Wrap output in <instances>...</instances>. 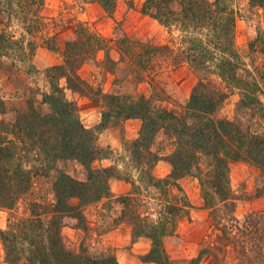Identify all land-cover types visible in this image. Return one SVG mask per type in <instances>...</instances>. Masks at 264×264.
Wrapping results in <instances>:
<instances>
[{
    "label": "trees",
    "instance_id": "1",
    "mask_svg": "<svg viewBox=\"0 0 264 264\" xmlns=\"http://www.w3.org/2000/svg\"><path fill=\"white\" fill-rule=\"evenodd\" d=\"M109 14L117 0H96ZM232 0H145L141 13L156 20L164 28L178 30L180 46L155 45L124 36L117 40L120 58L114 61L109 41L79 23L75 38L64 43L63 63L46 69L50 91L42 94L41 105L47 111L27 101L24 110H17L11 121L0 120V209L13 211L24 202V213L12 214L6 229H0V241L8 264H120L115 256L93 258L86 247L76 254L63 242L61 229L65 218L84 222L83 208L113 196L110 180L122 178L115 167L95 169L96 160L106 158L104 149L97 145V134L87 128L78 116L76 105L65 97L60 80L66 88L86 94L92 87L82 80L77 71L82 64L104 51L107 65L119 62L129 66L137 82L149 80L155 88L156 70L164 64H188L198 74L190 97L180 112L156 105L151 98L131 99L114 94H101L105 102L100 128L111 119L141 121L138 137L128 144V150L138 168H144L148 187L168 197L159 212V220L133 211L135 193L119 197L123 216L132 225V237L150 241L149 251L142 256L143 263L170 264L164 239L174 235L177 222L189 215L191 205L179 181L191 176L198 179L204 208L232 215L235 202L230 187L231 162H245L258 168L264 178V130H254L250 124L231 121L218 115L229 94H238L237 111H252L264 121V93L260 72L256 76L245 68L235 46L236 14ZM44 0H0V60L9 58L13 49L22 50L19 40L7 34L11 14L24 13L25 19L33 6L42 7ZM253 8L264 14V0H249ZM36 12V10H35ZM6 21V22H3ZM258 49L264 57V31L258 32L249 43V50ZM15 55V54H14ZM19 55V54H18ZM20 56V55H19ZM261 69V68H260ZM216 76L224 87H218L208 78ZM100 92H98L99 94ZM0 99V108L3 110ZM264 129V127H263ZM172 140L173 149L165 156L152 149L160 133ZM76 161L86 171L80 181L56 168L59 161ZM171 166L164 178H156L152 170L161 161ZM51 177L53 198L45 202L33 197L39 178ZM128 182V180H126ZM135 187V186H134ZM176 189L178 194L172 191ZM76 200V202H73ZM222 207V210H221ZM233 220V218H232ZM212 255L202 249L187 264H200L203 255ZM212 264H216L214 261Z\"/></svg>",
    "mask_w": 264,
    "mask_h": 264
},
{
    "label": "rangeland",
    "instance_id": "2",
    "mask_svg": "<svg viewBox=\"0 0 264 264\" xmlns=\"http://www.w3.org/2000/svg\"><path fill=\"white\" fill-rule=\"evenodd\" d=\"M144 1L117 0L114 12L109 14L96 0H44L42 7L33 6V11L26 15L25 20L24 13L11 14L5 31L19 40L23 49H13L10 51L12 56L0 60V99L4 103L3 110L0 108V120H13L17 110L26 109L28 100L33 101L43 112L47 111V107L40 104L42 94L50 91L46 69L63 63L64 43L75 38L74 29L79 23L109 41L112 47L109 53L114 61L120 58L117 40L124 36L155 45L180 46L178 30H168L141 13ZM231 7L236 14L235 46L246 69L256 76V68H259L257 77H261L264 88V57L257 48L253 52L249 50V43L258 32L264 31V14L261 9L251 7L249 0H232ZM0 18L7 20L6 14H0ZM2 29L0 25V31ZM104 60V51L97 52L77 71L79 77L92 87L86 94L66 88L65 79L60 80V86L65 88L66 99L75 103L82 123L96 132L97 145L104 149L107 156L96 160L93 168L115 167L122 179L110 180L111 198L83 208L82 224L74 218H65L61 235L65 247L73 253H80L84 246L87 254L93 258L115 256L122 264L117 253L119 250H130L134 243L150 244V241L146 238L133 239L132 225L126 219L128 216L122 214L123 205L119 197L135 193L136 206L132 208L133 211L141 217L148 216L151 222L159 220V212L170 199L159 190L147 186L148 179L144 173L146 167H143L144 170L138 168L128 150V144L138 137L141 121L111 119L104 128L99 127L105 107L101 94L121 95L131 99L144 96L151 98L156 105L180 112L190 97L198 74L186 63L179 66L164 64L155 71L156 83L155 88H152L149 80H134V74L125 63L107 65ZM208 78L216 86L224 87L216 76L209 75ZM238 99V94H229L218 115L231 121L250 124L254 130H264V121L259 114L248 110L237 111ZM261 100L264 104V93ZM152 149L165 156L173 149L172 140L161 132ZM56 168L80 181H84L87 176L85 169L76 161H59ZM168 174L160 161L152 170L156 178H164ZM55 175L53 171L50 178H39L36 181L33 189L35 199L45 202L52 200L50 181ZM229 178L235 202V210L229 216L223 214V211L218 210L215 214L213 210L203 207L197 178L188 176L179 182L191 208L189 215L177 222L174 235L164 239L170 264H187L205 248L211 249L213 254L203 255L200 264H212L214 261L216 264H264V178L258 168L245 162H231ZM114 181L125 183L128 191L116 194L111 186ZM172 192L178 194L176 189ZM23 203L20 202L13 211L0 209V229L7 228L12 214L19 216L24 213ZM144 248L147 246L140 244L136 252ZM142 256L139 255L141 262ZM0 264H8L1 241Z\"/></svg>",
    "mask_w": 264,
    "mask_h": 264
},
{
    "label": "crops",
    "instance_id": "3",
    "mask_svg": "<svg viewBox=\"0 0 264 264\" xmlns=\"http://www.w3.org/2000/svg\"><path fill=\"white\" fill-rule=\"evenodd\" d=\"M138 119H135V121H137ZM162 163V164H161ZM160 165H162V167L166 168V174L167 173H170V165L168 163H165L164 161H160ZM166 165V166H165ZM183 180V179H181ZM181 180L179 182H181ZM112 188L114 189L115 193L117 194H125L127 191H128V186L121 182V181H114L112 184H111ZM198 205L200 206L201 203L199 202ZM145 240V239H144ZM140 244H142L143 246L146 245L147 248H144V250L142 251H138L136 252V247L140 246ZM132 246H134L133 248H131L130 250H119L117 253L119 254V258L122 259V264H154V263H143L140 261L139 259V255H144L146 254V252H148L147 250L149 249L150 247V244H145V242L141 243V242H137V243H134ZM130 252H134L135 254L134 255H131Z\"/></svg>",
    "mask_w": 264,
    "mask_h": 264
}]
</instances>
